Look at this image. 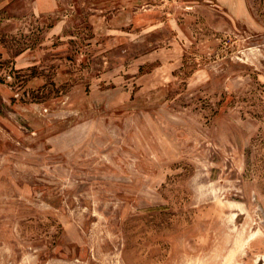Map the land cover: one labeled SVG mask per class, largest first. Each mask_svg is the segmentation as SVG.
I'll list each match as a JSON object with an SVG mask.
<instances>
[{
  "label": "rangeland",
  "instance_id": "obj_1",
  "mask_svg": "<svg viewBox=\"0 0 264 264\" xmlns=\"http://www.w3.org/2000/svg\"><path fill=\"white\" fill-rule=\"evenodd\" d=\"M0 264H264V0H0Z\"/></svg>",
  "mask_w": 264,
  "mask_h": 264
}]
</instances>
